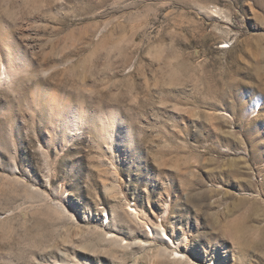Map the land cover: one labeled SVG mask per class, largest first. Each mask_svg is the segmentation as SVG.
<instances>
[{"label":"rangeland","instance_id":"rangeland-1","mask_svg":"<svg viewBox=\"0 0 264 264\" xmlns=\"http://www.w3.org/2000/svg\"><path fill=\"white\" fill-rule=\"evenodd\" d=\"M4 65L0 264H264V0H0Z\"/></svg>","mask_w":264,"mask_h":264},{"label":"bare ground","instance_id":"bare-ground-1","mask_svg":"<svg viewBox=\"0 0 264 264\" xmlns=\"http://www.w3.org/2000/svg\"><path fill=\"white\" fill-rule=\"evenodd\" d=\"M5 64V63H4ZM7 69V67H6V65H4L3 66V70H2V72H0V81L1 82H5L7 79H9V72L6 70ZM106 123V122H105ZM137 209H135V211H136ZM156 230H158V235L161 237V239L162 240H168V241H170V242H173L172 240H171V238H170V236L167 234V232H166V230H165V228L163 227V228H156ZM154 232V231H153ZM157 235V234H156ZM185 255H183L182 253H180V252H177L176 253V256H175V258L176 259H178V258H183ZM184 259H186V256H185V258ZM179 260V259H178ZM62 264H64V263H62Z\"/></svg>","mask_w":264,"mask_h":264}]
</instances>
